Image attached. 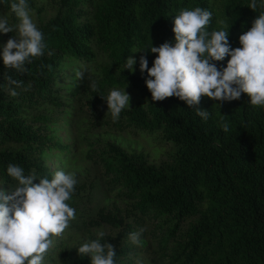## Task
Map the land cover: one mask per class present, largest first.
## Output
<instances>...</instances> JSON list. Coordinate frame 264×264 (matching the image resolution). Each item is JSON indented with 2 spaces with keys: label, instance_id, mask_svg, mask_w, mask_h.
<instances>
[{
  "label": "trees",
  "instance_id": "1",
  "mask_svg": "<svg viewBox=\"0 0 264 264\" xmlns=\"http://www.w3.org/2000/svg\"><path fill=\"white\" fill-rule=\"evenodd\" d=\"M12 2L0 0V14L8 12L17 25ZM52 2L36 24L43 34V55L26 61L25 71L5 68L2 60L4 45L16 34L0 41V192L10 194L17 187L7 173L9 165L37 179L51 180L60 170L71 173L76 141L63 144L57 132L72 130L83 95L92 98L85 104L94 111L107 106L102 98L111 90L125 89L129 108L115 121L107 113L108 128L156 133L174 151L155 164L117 142L78 135L85 143L78 155L104 175V207L89 224L110 230L100 241L114 245V264H143L155 257L160 264H264V106H252L244 94L233 101L201 97L197 108L209 112L204 120L177 97L152 101L147 71L139 69L141 55L152 67L156 54L151 46L174 43L173 21L181 10L212 12L206 31L228 30L235 49L239 36L264 11V0H257L255 11L248 7L251 0ZM27 3L38 13L42 2ZM129 56L137 61L131 73L122 71ZM228 59L213 63L222 70ZM77 70L83 71L82 79L75 77ZM6 75L21 86L9 85ZM10 88L18 95L11 96ZM46 160L56 164L53 171ZM72 202L71 196L67 203L73 208ZM141 229V242L133 244L130 233ZM68 237H54L42 264H90L88 256L65 247Z\"/></svg>",
  "mask_w": 264,
  "mask_h": 264
},
{
  "label": "clouds",
  "instance_id": "2",
  "mask_svg": "<svg viewBox=\"0 0 264 264\" xmlns=\"http://www.w3.org/2000/svg\"><path fill=\"white\" fill-rule=\"evenodd\" d=\"M10 7L19 23L10 25L7 17L0 16V33L16 31L3 47L2 60L5 68L23 72L26 61L43 55L45 44L27 0H13ZM248 7L255 11L257 0H251ZM211 19L212 12L201 7L181 10L173 21L174 43L151 46L150 52L156 54L151 68L146 56H140L139 69L141 73L147 71L149 79L145 83L152 101L177 97L190 108L195 107L204 120L209 112L197 108L201 97L233 101L244 94L252 106H264V11L254 19L251 29L239 36L240 47L235 49L229 44L228 30L206 31ZM225 57H229L227 66L218 69L213 62ZM136 62L129 56L122 71L131 73ZM83 75V71L75 72L77 79ZM5 79L17 88L22 84L11 76ZM91 87L95 90V82ZM9 94L18 95L14 88ZM102 99L114 121L123 109L129 108L130 96L125 89H113ZM222 127L228 130L227 123ZM7 173L17 181V187L10 194L0 192V264H42L52 237L62 235L75 219V209L67 203L74 192L75 176L60 170L51 180L37 179L35 174L25 175L16 165H9ZM35 180L39 183H33ZM142 232L143 229L130 233L133 244L141 242ZM103 236L99 232L97 239L82 242L77 249L79 255L90 258V264H114L115 247L101 243Z\"/></svg>",
  "mask_w": 264,
  "mask_h": 264
},
{
  "label": "rangeland",
  "instance_id": "3",
  "mask_svg": "<svg viewBox=\"0 0 264 264\" xmlns=\"http://www.w3.org/2000/svg\"><path fill=\"white\" fill-rule=\"evenodd\" d=\"M40 2H42L41 5H37L39 12L32 10V19L35 24L41 17L42 10L49 11L53 6L52 0H40ZM0 16L7 17L9 24L12 25L8 12H2ZM18 23L19 21H17ZM13 33L16 34V31L14 30ZM4 37L5 34L0 33V41ZM125 92L128 94L127 90ZM81 99L79 111L71 125L72 130L69 132L60 130L57 132L63 144L71 145L72 142L76 141L75 160L70 167L71 173L74 174L76 179L74 192L72 193L75 219L70 221L69 227L64 231V233L69 235L65 242V247L71 253H78L77 249L82 242L97 239L99 232H103L104 235H110V230L106 226L98 227L89 224L90 221L96 220L98 210L104 207L105 184L101 167L83 158L80 154L78 155L81 145L85 146V143L81 144L80 140L78 141L79 134H82L86 139L91 137L98 138V141L117 142L127 151L142 152L147 155L150 162L155 164L167 159L168 155L174 151V147L169 143L163 142L160 135L156 133L147 135L133 130L116 132L108 128L105 115L110 112H107V106L101 105L92 111L85 104L87 100L92 98L88 95H83ZM45 164L50 171H53L56 165L52 160H46ZM52 241L54 242V237H52ZM160 263L161 260L156 257L143 262V264Z\"/></svg>",
  "mask_w": 264,
  "mask_h": 264
}]
</instances>
